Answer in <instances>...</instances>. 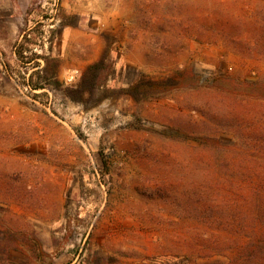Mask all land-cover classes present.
<instances>
[{"label": "rangeland", "instance_id": "rangeland-1", "mask_svg": "<svg viewBox=\"0 0 264 264\" xmlns=\"http://www.w3.org/2000/svg\"><path fill=\"white\" fill-rule=\"evenodd\" d=\"M261 80L264 0H0V264L227 262Z\"/></svg>", "mask_w": 264, "mask_h": 264}, {"label": "trees", "instance_id": "trees-1", "mask_svg": "<svg viewBox=\"0 0 264 264\" xmlns=\"http://www.w3.org/2000/svg\"><path fill=\"white\" fill-rule=\"evenodd\" d=\"M17 54L19 56V60L21 58V53L18 52ZM38 59H41L44 62V66L38 69L37 73H44L47 75L49 72H51L52 80L48 79V77H40L36 81H33L31 79L28 83V87L32 90H44L45 88H48L51 85H58L59 82L56 77V72L59 68L60 61L50 56H42L38 57ZM31 62H33V60L26 61L24 62V64L28 66ZM34 64H37L36 66H39L36 62H34ZM95 66L96 65H92L88 67V70L93 69ZM242 84L243 87L246 88L249 97L258 99L264 103V80L256 82H246ZM197 140L200 142L201 145L207 146L208 142L212 139L208 137H200L197 138ZM217 143L223 145L222 142ZM236 152L241 155V161L239 166L255 170V172L257 173V178L260 179L261 182L258 187L252 186L251 188H249L246 191V196L243 197L241 201L235 203V206L239 208V211L244 213L247 212L246 209L248 207L252 208L251 211L255 215L254 222L256 223L255 226H258V232L255 231L257 229H250L248 231V236L255 237L254 240L249 241L248 243L240 246L237 252L227 262L210 260L200 264H264V189H258L264 186V177H262L261 173V171L264 170V163L254 161L248 155L240 153L238 149L236 150ZM253 163H256V165L253 166ZM258 171L260 172L258 173ZM221 198L225 197L221 196ZM203 214L206 215V212L204 211ZM252 225V223L249 224V226ZM222 226L228 228L230 231L233 232H246V228L241 223H235V225L224 224ZM187 264L196 263L188 262Z\"/></svg>", "mask_w": 264, "mask_h": 264}]
</instances>
